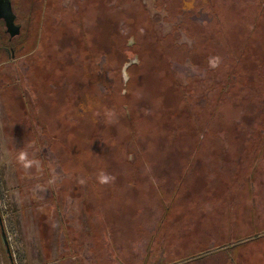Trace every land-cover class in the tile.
<instances>
[{"label":"rangeland","instance_id":"374dc122","mask_svg":"<svg viewBox=\"0 0 264 264\" xmlns=\"http://www.w3.org/2000/svg\"><path fill=\"white\" fill-rule=\"evenodd\" d=\"M28 2L27 50L0 56V264L201 257L181 238L210 236L184 232L209 201L264 223V0Z\"/></svg>","mask_w":264,"mask_h":264},{"label":"crops","instance_id":"0c3cea01","mask_svg":"<svg viewBox=\"0 0 264 264\" xmlns=\"http://www.w3.org/2000/svg\"><path fill=\"white\" fill-rule=\"evenodd\" d=\"M185 162H183L182 164L184 165ZM191 163L186 164V170L183 172L182 177L180 178L181 181L184 180V178L186 179L187 177V182L190 180L189 178V174H191L188 169H190L188 166H191ZM191 182V181H189ZM188 186L189 183H188ZM189 191L191 192H195L194 190H192V188L189 189ZM206 194H209L206 191ZM171 195V194H170ZM172 196H174V201H173V212L178 209V214L183 215L186 214V226L189 227L191 224L190 222V212L193 209H198L201 208L198 204V199H195V197L193 198L194 202H195V206L192 205V203H187L185 205L184 202H182L181 199L178 200V197L176 194H173ZM171 196V197H172ZM170 198H168L170 201L172 200ZM228 197V195H227ZM210 198V197H207ZM209 199H207L206 202H208ZM222 201L225 202H233L229 197L228 199L224 198ZM86 203V201H84ZM91 202V201H90ZM88 201V203H86L84 205V210L91 212L92 211V205ZM206 204V203H205ZM184 205V206H183ZM217 204H215L213 201H209L208 205L205 206V208H202L201 211H203L204 216H202L200 219H198L195 222V225H192V229H185V234L188 235L190 232V235L193 233L194 236L197 234V230L200 232L201 230L203 231V234H206L208 232V229H211L212 231H210V236L206 237L204 240L200 241L197 237V239H195L194 241H191L189 238H181L182 241H184L185 243H191V245H189L188 247H184V249L186 251L189 250H204V249H208L211 250V252L209 254L203 255L201 257H191V258H187L184 260H180L178 262L172 263V264H195V262H203L205 260V258L209 255H215V256H219V255H227L230 258H227L228 262L226 264H264V258L263 259H259L257 257H251L248 256L249 258L245 257L247 255V253H249L248 249L250 248V246L252 245V243L256 242L259 239L264 238V234H260V237H257V233L260 229H264V223L260 221L256 222L255 225H252L251 223H249L247 225V223H245L244 218H240L239 224L237 222V216L233 217L232 212H228V214H220L218 209L219 206H216ZM96 206V205H94ZM231 203L229 205V207L231 208ZM105 207V205H104ZM185 207L186 212H182ZM101 210V207H98ZM117 209V207H116ZM99 210V211H100ZM171 210V209H170ZM195 211V210H194ZM176 212V211H175ZM217 214L219 215V227L216 228L215 223L213 222V219L217 218ZM244 217V215H243ZM197 218V217H196ZM213 218V219H212ZM247 218V217H246ZM227 220L229 223H225L224 220ZM229 219V220H228ZM218 220V218H217ZM247 221V220H246ZM189 222V223H188ZM212 225H214L215 227H211ZM259 238V239H258ZM196 241V243H195ZM200 243V244H198ZM211 248V249H210ZM188 253V252H186ZM184 253V254H186ZM263 253V252H262ZM189 255V254H187ZM187 255H185L184 257H186ZM264 255V253H263ZM237 256V258H235ZM183 258V257H182ZM180 257V259H182ZM148 262H146V264H152L153 262H150V257H148V259H146ZM240 261V262H238ZM258 261V262H257ZM237 262V263H236Z\"/></svg>","mask_w":264,"mask_h":264},{"label":"flooded vegetation","instance_id":"af4514ba","mask_svg":"<svg viewBox=\"0 0 264 264\" xmlns=\"http://www.w3.org/2000/svg\"><path fill=\"white\" fill-rule=\"evenodd\" d=\"M32 0H10L12 13L15 16L14 25L16 29L7 27V20L2 15L5 12L0 9V56L8 54L15 59L17 53H25L29 43V34L32 35L31 26L36 24L40 11L27 12L21 8V4Z\"/></svg>","mask_w":264,"mask_h":264},{"label":"water","instance_id":"95a60500","mask_svg":"<svg viewBox=\"0 0 264 264\" xmlns=\"http://www.w3.org/2000/svg\"><path fill=\"white\" fill-rule=\"evenodd\" d=\"M0 9L1 11L5 12V14H2L6 20H7V27L9 29H16V26L14 25V19L15 16L12 13V9H11V5H10V0H0ZM129 64H127L125 66V70L128 68ZM0 227H1V231H2V239H3V243L7 249V253L9 255V258L11 259V261H13V255L11 252V247L9 244V240L7 237V233L4 227V223H3V219H2V215L0 212Z\"/></svg>","mask_w":264,"mask_h":264},{"label":"trees","instance_id":"16d2710c","mask_svg":"<svg viewBox=\"0 0 264 264\" xmlns=\"http://www.w3.org/2000/svg\"><path fill=\"white\" fill-rule=\"evenodd\" d=\"M256 236H257V237H260V234H257ZM258 239H259V238H258ZM210 252H211V250L205 251V255H206V254H209ZM202 254H203V253H202Z\"/></svg>","mask_w":264,"mask_h":264}]
</instances>
